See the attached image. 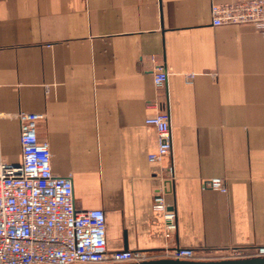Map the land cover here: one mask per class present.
Segmentation results:
<instances>
[{"label":"crops","instance_id":"obj_1","mask_svg":"<svg viewBox=\"0 0 264 264\" xmlns=\"http://www.w3.org/2000/svg\"><path fill=\"white\" fill-rule=\"evenodd\" d=\"M210 2L0 0V161L21 159L18 114H41L51 170L71 178L77 210L104 211L108 252L154 260L181 247L211 260L264 247V27L214 26ZM152 102L172 133L158 163ZM168 166L166 236L152 202Z\"/></svg>","mask_w":264,"mask_h":264},{"label":"built area","instance_id":"obj_2","mask_svg":"<svg viewBox=\"0 0 264 264\" xmlns=\"http://www.w3.org/2000/svg\"><path fill=\"white\" fill-rule=\"evenodd\" d=\"M210 20L214 26L250 24L264 27V0H211ZM153 80L161 88L167 72L154 68ZM155 112L144 123L155 130L157 146L148 154L149 162H161L172 149L169 113L152 102ZM41 114H18L21 159L9 164L0 161V264H118L140 262L147 256L132 250L108 252L105 238V214L101 208L77 210L73 203L69 176H57L51 170L48 144L37 137ZM153 194L152 210L165 222L166 236L175 228L176 214L167 203L173 175L170 166ZM205 185L225 193L223 178L211 177ZM223 259L264 256V247L249 255L232 247ZM172 259L193 260L191 248L175 247L165 253Z\"/></svg>","mask_w":264,"mask_h":264},{"label":"water","instance_id":"obj_3","mask_svg":"<svg viewBox=\"0 0 264 264\" xmlns=\"http://www.w3.org/2000/svg\"><path fill=\"white\" fill-rule=\"evenodd\" d=\"M126 264H264V256H252L237 259H211V260H186L161 258L154 260H143L140 262Z\"/></svg>","mask_w":264,"mask_h":264},{"label":"rangeland","instance_id":"obj_4","mask_svg":"<svg viewBox=\"0 0 264 264\" xmlns=\"http://www.w3.org/2000/svg\"><path fill=\"white\" fill-rule=\"evenodd\" d=\"M257 249H258V248H257ZM257 249H256V250H257ZM225 252H227V251L225 250L224 253L221 255V257H220V258H217V259H223L222 256L225 254Z\"/></svg>","mask_w":264,"mask_h":264}]
</instances>
